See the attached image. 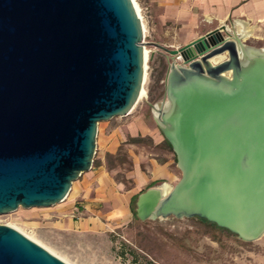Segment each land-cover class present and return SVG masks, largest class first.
<instances>
[{
  "label": "water",
  "instance_id": "95a60500",
  "mask_svg": "<svg viewBox=\"0 0 264 264\" xmlns=\"http://www.w3.org/2000/svg\"><path fill=\"white\" fill-rule=\"evenodd\" d=\"M131 0H0V215L49 208L92 165L97 126L144 80ZM154 116L180 178L135 201L140 222L198 218L243 243L264 236V48L225 25L177 49ZM152 109H156L152 106ZM0 264H67L0 225Z\"/></svg>",
  "mask_w": 264,
  "mask_h": 264
},
{
  "label": "rangeland",
  "instance_id": "374dc122",
  "mask_svg": "<svg viewBox=\"0 0 264 264\" xmlns=\"http://www.w3.org/2000/svg\"><path fill=\"white\" fill-rule=\"evenodd\" d=\"M133 1L144 31L142 41L146 61L143 95L128 115L101 122L97 126L98 130V127L108 125L111 142L118 145L113 155L106 154L103 157L106 168L112 171L114 181L123 183L126 190H132L135 186V166L131 154L139 158V167L144 176L151 175L154 165H168L180 178L173 152L164 142L155 144L149 138L132 139L127 127L138 118L146 125H157L152 106L164 101L166 75L172 63L179 64L159 47L171 50L180 48L212 28L207 19L198 13H194L196 21L193 27L188 28L186 19H176L173 13L176 8H173L170 0L163 1V5L160 0ZM244 43L253 48H264V38L248 39ZM99 163L100 154L96 148L91 166L95 167ZM84 176L83 173L78 181L72 183L67 197L60 204L50 208H18L0 215V225L11 227L52 251L47 243L60 239L52 224H65L69 218H77L80 210L77 189ZM134 202L132 198L130 220L122 234L124 239H120L126 253L116 251L122 264H264V236L257 241L243 243L197 218L169 217L140 222L133 214ZM67 204H73V207L63 213H56V209Z\"/></svg>",
  "mask_w": 264,
  "mask_h": 264
},
{
  "label": "crops",
  "instance_id": "0c3cea01",
  "mask_svg": "<svg viewBox=\"0 0 264 264\" xmlns=\"http://www.w3.org/2000/svg\"><path fill=\"white\" fill-rule=\"evenodd\" d=\"M163 1L166 0H160L162 5ZM170 1L176 8L173 12L176 19H186L188 28L193 27L196 21L194 13H198L212 25V30L225 25L228 32L234 33L243 43L248 39L264 38V0ZM127 130L132 139L149 138L155 144L164 142L157 125H146L139 118L128 125ZM110 136L108 125L98 127L96 148L100 163L91 166L79 181L77 195L80 197V210L77 218H69L65 224H52L61 240L47 243L52 251L43 246L67 264H122L117 253L125 252L120 239H124L122 234L130 220L132 198L154 187L166 193L178 181L177 174L168 165H154L150 176L142 175L139 158L131 154L135 166V186L126 190L123 183L114 181L112 171L105 165V155H113L118 147L111 142ZM72 207L73 204H67L56 209V213H63ZM125 262L128 263L127 260Z\"/></svg>",
  "mask_w": 264,
  "mask_h": 264
},
{
  "label": "bare ground",
  "instance_id": "6f19581e",
  "mask_svg": "<svg viewBox=\"0 0 264 264\" xmlns=\"http://www.w3.org/2000/svg\"><path fill=\"white\" fill-rule=\"evenodd\" d=\"M132 1V3H133V6H134V8H135V10H136V13L138 14V8L136 7V4L134 3V1L133 0H131ZM138 17L140 18V15L138 14ZM140 21H141V18H140ZM141 24H142V21H141ZM142 28H143V26H142ZM144 32V31H143ZM143 55H144V63H145V61H146V51L143 49ZM144 70H145V66H144ZM143 82H144V80H143ZM143 87V86H142ZM142 95H143V90L141 89V91H140V95H139V99L142 97ZM138 99V100H139ZM155 108L156 109H154L153 110V114H154V116H156L157 114H158V112H157V110H160L161 109V105H160V103H158V104H156L155 105ZM163 193V192H162ZM165 193V192H164ZM167 193V192H166ZM35 242V241H34ZM35 243H37V242H35ZM38 244V243H37ZM40 245V244H39ZM41 246V245H40ZM43 247V246H42ZM44 248V247H43ZM47 250V249H46ZM48 251V250H47ZM50 252V251H49ZM51 253V252H50ZM51 254H53V253H51ZM53 255H55V254H53ZM62 260V259H61ZM63 261V260H62Z\"/></svg>",
  "mask_w": 264,
  "mask_h": 264
},
{
  "label": "trees",
  "instance_id": "16d2710c",
  "mask_svg": "<svg viewBox=\"0 0 264 264\" xmlns=\"http://www.w3.org/2000/svg\"><path fill=\"white\" fill-rule=\"evenodd\" d=\"M164 143L167 145V147L169 148V149H171L170 148V146H169V144L164 140ZM174 159H175V157H174ZM136 198H137V196L136 197H134L133 199L136 201ZM134 204H135V202H134ZM133 214H134V216H135V208H134V211H133ZM136 218V217H135ZM198 219V218H197ZM200 220V219H199ZM200 221H202V222H204V223H207V222H205V221H203V220H200ZM208 224V223H207ZM209 225H211V224H209ZM212 227H215V226H213V225H211ZM216 228V227H215ZM218 229V228H217Z\"/></svg>",
  "mask_w": 264,
  "mask_h": 264
},
{
  "label": "flooded vegetation",
  "instance_id": "af4514ba",
  "mask_svg": "<svg viewBox=\"0 0 264 264\" xmlns=\"http://www.w3.org/2000/svg\"><path fill=\"white\" fill-rule=\"evenodd\" d=\"M207 224V223H206Z\"/></svg>",
  "mask_w": 264,
  "mask_h": 264
}]
</instances>
